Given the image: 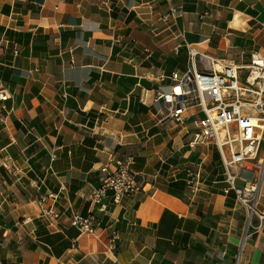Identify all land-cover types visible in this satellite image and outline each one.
Wrapping results in <instances>:
<instances>
[{
  "label": "crops",
  "instance_id": "crops-1",
  "mask_svg": "<svg viewBox=\"0 0 264 264\" xmlns=\"http://www.w3.org/2000/svg\"><path fill=\"white\" fill-rule=\"evenodd\" d=\"M155 2L0 0V264H264V228L247 234L219 152L191 149V122L157 99L190 45L233 65L264 57V0ZM179 5L183 18L160 20ZM119 160L140 189L101 210L90 195ZM245 170L239 183L254 179ZM48 194L54 223L41 216ZM260 195L264 211V184ZM75 213L96 232L73 227Z\"/></svg>",
  "mask_w": 264,
  "mask_h": 264
},
{
  "label": "built area",
  "instance_id": "built-area-1",
  "mask_svg": "<svg viewBox=\"0 0 264 264\" xmlns=\"http://www.w3.org/2000/svg\"><path fill=\"white\" fill-rule=\"evenodd\" d=\"M155 1L148 0L152 11ZM184 15V6L179 5L158 17L175 22ZM251 60L248 66L228 64L201 54L190 45L187 71L172 73L170 90L161 91L157 97L168 108L173 121L180 124L189 121L193 125L191 149L214 145L219 152L228 182L225 193L233 191L238 204L247 211V234L250 229L264 228V211L259 209L264 184V57L255 54ZM0 100L6 101L8 96L0 92ZM132 164L131 160H119L115 170L104 168L101 186L90 195L93 204L104 210L109 195L119 204L122 198L139 191L143 178ZM246 166L256 172L254 179L239 183L238 170ZM200 175L194 169H187L188 186L198 190ZM58 198V194H48L39 200L41 216L49 223L59 221L62 216L54 205ZM71 224L82 234L96 232L94 216L75 213Z\"/></svg>",
  "mask_w": 264,
  "mask_h": 264
},
{
  "label": "rangeland",
  "instance_id": "rangeland-1",
  "mask_svg": "<svg viewBox=\"0 0 264 264\" xmlns=\"http://www.w3.org/2000/svg\"><path fill=\"white\" fill-rule=\"evenodd\" d=\"M246 168H248V167L246 166ZM253 175H254V172L253 171L245 170L242 176L244 178H252Z\"/></svg>",
  "mask_w": 264,
  "mask_h": 264
}]
</instances>
